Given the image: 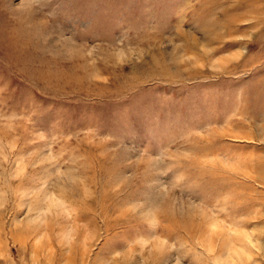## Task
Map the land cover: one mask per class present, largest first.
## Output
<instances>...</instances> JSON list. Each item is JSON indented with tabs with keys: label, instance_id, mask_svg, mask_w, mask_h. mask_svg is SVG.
<instances>
[{
	"label": "rangeland",
	"instance_id": "374dc122",
	"mask_svg": "<svg viewBox=\"0 0 264 264\" xmlns=\"http://www.w3.org/2000/svg\"><path fill=\"white\" fill-rule=\"evenodd\" d=\"M0 264H264V0H0Z\"/></svg>",
	"mask_w": 264,
	"mask_h": 264
}]
</instances>
